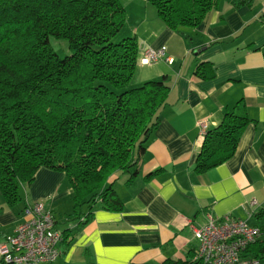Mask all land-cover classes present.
I'll list each match as a JSON object with an SVG mask.
<instances>
[{
  "label": "trees",
  "instance_id": "trees-1",
  "mask_svg": "<svg viewBox=\"0 0 264 264\" xmlns=\"http://www.w3.org/2000/svg\"><path fill=\"white\" fill-rule=\"evenodd\" d=\"M146 2L166 28L180 33L202 23L218 0ZM124 23L121 0H0V193L8 207L21 201L20 186L44 168L64 173L79 224L98 205L122 211L114 183L125 177V186L134 184L170 91L167 76L130 86L138 43L134 36L115 42ZM50 38L64 41L69 55L59 57ZM193 75L212 79V64L199 63ZM250 122L241 101L226 110L220 124L206 131L194 172L229 159ZM260 229L262 240L246 253L264 264ZM62 235L67 243L68 230ZM194 254L161 264H199L191 261Z\"/></svg>",
  "mask_w": 264,
  "mask_h": 264
},
{
  "label": "crops",
  "instance_id": "crops-1",
  "mask_svg": "<svg viewBox=\"0 0 264 264\" xmlns=\"http://www.w3.org/2000/svg\"><path fill=\"white\" fill-rule=\"evenodd\" d=\"M238 1L218 0L202 23L179 33L166 28L146 0H121L125 23L117 38L134 36L138 43L131 86L163 76L170 79L159 124L139 163L140 174L129 187L125 177L114 183L123 209L114 213L95 206L90 219L79 224L64 173L42 168L30 185L20 186L17 205L8 207L0 193V242L22 221L26 205L37 201L50 208L60 232L68 230L67 243L62 239L60 256L51 264L186 260L196 250L193 230L206 223L207 214L230 215L264 229V0H249L248 5ZM161 47L171 63H140L146 51ZM202 62L212 64V79L193 75ZM239 101L251 122L234 154L196 174L203 142L200 124L216 128L223 113ZM158 169L163 170L159 175L143 180Z\"/></svg>",
  "mask_w": 264,
  "mask_h": 264
},
{
  "label": "built area",
  "instance_id": "built-area-1",
  "mask_svg": "<svg viewBox=\"0 0 264 264\" xmlns=\"http://www.w3.org/2000/svg\"><path fill=\"white\" fill-rule=\"evenodd\" d=\"M166 50H148L140 59L142 65L165 60ZM207 127L200 124L204 138ZM251 205H255L252 202ZM206 223L193 230L197 242L192 262L199 264H262L246 253V248L262 240L261 229L249 226L230 215L213 218L207 214ZM62 232L56 227L50 208L43 201L26 205L23 219L12 234L0 242V261L4 264H51L60 256L58 245Z\"/></svg>",
  "mask_w": 264,
  "mask_h": 264
},
{
  "label": "rangeland",
  "instance_id": "rangeland-1",
  "mask_svg": "<svg viewBox=\"0 0 264 264\" xmlns=\"http://www.w3.org/2000/svg\"><path fill=\"white\" fill-rule=\"evenodd\" d=\"M119 40L118 38H116L115 42ZM50 41V45L52 46V48L55 50V52L57 53V55L61 58H63L64 56L66 55H69V51L66 47V43L64 41H57L53 38H50L49 39ZM133 84L135 85V82L132 83V86H131V83H130V86L133 87Z\"/></svg>",
  "mask_w": 264,
  "mask_h": 264
}]
</instances>
